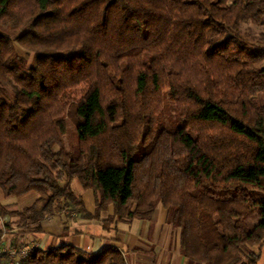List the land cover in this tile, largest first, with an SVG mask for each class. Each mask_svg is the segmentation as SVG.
Listing matches in <instances>:
<instances>
[{"label":"trees","instance_id":"1","mask_svg":"<svg viewBox=\"0 0 264 264\" xmlns=\"http://www.w3.org/2000/svg\"><path fill=\"white\" fill-rule=\"evenodd\" d=\"M263 26L264 0H0V192L39 194L22 210L0 201L12 245L45 212L89 216L76 178L97 213L112 204L108 222L161 204L187 264H258ZM67 119L75 156L61 145ZM16 262L128 263L116 246L72 245Z\"/></svg>","mask_w":264,"mask_h":264},{"label":"crops","instance_id":"2","mask_svg":"<svg viewBox=\"0 0 264 264\" xmlns=\"http://www.w3.org/2000/svg\"><path fill=\"white\" fill-rule=\"evenodd\" d=\"M70 186L80 196L83 210L79 212L44 213L39 229L29 232L30 242L36 248L48 250L60 245H72L86 252L96 253L105 247L116 246L127 264H187L180 252V230L166 220V210L157 204L149 219L132 218L111 220L112 204L99 213L96 211V195L92 188H83L75 178ZM39 194L28 191L11 197L10 206L23 209L34 203Z\"/></svg>","mask_w":264,"mask_h":264},{"label":"rangeland","instance_id":"3","mask_svg":"<svg viewBox=\"0 0 264 264\" xmlns=\"http://www.w3.org/2000/svg\"><path fill=\"white\" fill-rule=\"evenodd\" d=\"M261 29H264V26L263 27H257V28L255 27V28H253V31H258V30H261ZM18 53L20 55H22L23 57H27L28 59L30 58V56L28 57L27 54L24 51H22V50H18ZM164 105H165V103H164ZM164 107L166 108L167 105H165ZM167 110H169V109H167ZM163 113L168 114V112H165L164 110H163ZM166 114L163 116V118H164L165 122L167 124H169L167 122V121H169V117ZM61 145L63 146V148L65 150L71 152L74 156L77 155L78 146H79L78 145V140H77V136H76V132H75V127H74L72 121L69 120V119H67L66 132H65V134H63L61 136ZM58 147L59 146L55 145L54 149H57ZM9 199H10V197L8 199L4 198L3 195L0 192L1 204L4 205L7 210L15 209L12 206H10V202L11 201ZM17 210H21V209H17ZM47 214L49 215V213H47ZM12 218H10L8 216H5V217L4 216L3 217L0 216V227L3 230V232L0 235V243L1 242H5V249H7L9 247L10 251H12V250H18L21 247H30L31 248L32 246L33 247L36 246V242H30V239L28 238V235H27L28 233L26 234V236L23 239L19 238L17 247L12 245L14 237H13L12 234H10V230L7 227H5V225H4L6 222H10V220ZM262 242H263V246L260 248L261 256H260V260L258 261V264H263L264 263V239H263ZM254 249L257 251L258 247L256 246V247H254ZM9 256H10V260H12L13 257L11 255V253H10ZM186 263H188L187 260H186Z\"/></svg>","mask_w":264,"mask_h":264},{"label":"built area","instance_id":"4","mask_svg":"<svg viewBox=\"0 0 264 264\" xmlns=\"http://www.w3.org/2000/svg\"><path fill=\"white\" fill-rule=\"evenodd\" d=\"M29 249H30V247H21L18 250L10 251L9 247L7 249H5V242L0 243V254L1 253H8L10 255V253H11V255L13 257L9 264H17V262H16L17 258H19L23 255L25 256Z\"/></svg>","mask_w":264,"mask_h":264}]
</instances>
